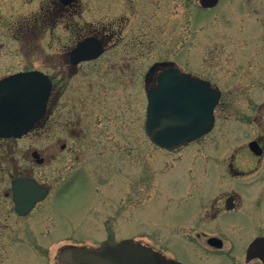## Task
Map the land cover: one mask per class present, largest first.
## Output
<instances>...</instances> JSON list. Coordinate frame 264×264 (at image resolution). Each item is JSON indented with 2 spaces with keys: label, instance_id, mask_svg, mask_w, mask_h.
Masks as SVG:
<instances>
[{
  "label": "rangeland",
  "instance_id": "1",
  "mask_svg": "<svg viewBox=\"0 0 264 264\" xmlns=\"http://www.w3.org/2000/svg\"><path fill=\"white\" fill-rule=\"evenodd\" d=\"M92 2L83 1L86 18L113 23L120 40L102 56V73L96 67L88 76L59 78L56 92L63 97L50 104L45 122L22 138L0 139V264H60L66 246L123 238L174 243L191 259L185 235L167 218L182 206L189 213L209 194L224 198L235 186L247 188L246 211L264 200V159L238 178L229 170L238 148L243 168L252 166L249 142L264 135V0H221L211 10L201 9L199 0H105L100 9ZM41 6L40 0H0V78L55 63L51 53L61 47L51 31L42 39L16 37ZM58 27L54 36L64 40L68 24ZM159 60L175 61L222 90L214 130L174 151L153 144L145 132V75ZM68 80L90 86L88 94L78 92L74 107L65 101L74 90ZM70 112L76 127H85L86 144L67 134ZM8 166L52 188L27 217L14 210ZM199 261L192 264H226Z\"/></svg>",
  "mask_w": 264,
  "mask_h": 264
},
{
  "label": "flooded vegetation",
  "instance_id": "2",
  "mask_svg": "<svg viewBox=\"0 0 264 264\" xmlns=\"http://www.w3.org/2000/svg\"><path fill=\"white\" fill-rule=\"evenodd\" d=\"M83 1L84 0H40L43 7L41 6L39 14L35 13L33 15V25L25 23L23 27L20 28L19 26V31L16 32L17 38H20L21 36L26 37V34H31L28 37L42 39V36L49 30L52 34L51 38H57V40L59 39L60 41L61 51L51 53L52 58H57L54 64L51 62L44 67L43 65L35 64L36 62H33L35 64L33 65V68L16 71L38 70L49 76L52 81V89L46 113L42 119L36 123L34 129L38 126L40 127L41 124L45 122L46 118H48L51 114L50 108H54V106H51L52 102L61 103L63 94L61 91L58 93L56 92V89L60 85L59 78L61 79V77H63L65 80L66 78H70L71 80V78L73 79L75 77L88 76L89 72L97 70L96 67H100V70L98 69L96 72L101 74L102 56L112 50V48L120 42V40H118L115 36L118 32L113 27V23L108 25L106 21L100 20L98 22H92L86 18ZM92 1L95 0H90L91 3H93ZM96 1L98 9L105 8V0ZM45 6H47V10L43 16V14H41V10L45 9ZM63 24H68V27L63 29L66 32L64 40L59 35L54 36L55 31H58L56 28H59L58 26ZM54 43L56 42L52 39L50 45L53 48ZM97 61L100 62L96 63ZM162 61L168 60L153 62L147 73L154 64ZM89 64H93L94 68L91 69V66L87 67ZM167 68H169V66H160L156 69L154 75L152 76V80L150 81V88L156 87L158 75ZM196 77L207 80L211 88L221 90V88L211 79L200 75H196ZM70 80H68V83H73L71 87H73L74 90L70 93V96L68 94L65 101L70 102L73 100L72 107H74V101L76 99L75 96L77 97L76 100H78V92L87 90L88 94V87L90 86L86 83L75 84ZM221 101L222 96L217 105L214 107L216 121L217 110ZM71 113L72 112H70L67 116V134L70 135L72 140L76 143H79V137L80 143L86 144L85 141L87 140V133L85 132V127H76L75 120L73 119L74 114ZM76 115V118L83 120V118L78 114ZM56 122L58 121L56 120ZM209 134L210 133L204 136ZM252 140L257 141L258 149L255 151L249 147L250 149H248V152L253 155V165L247 170L243 168L245 163L242 161V157H239L242 151L238 148L231 152L229 170L234 178L248 174L254 170L256 166H258L255 163H260L264 159V135L256 137ZM67 146V143L61 146V151L63 153L68 151ZM74 147L75 144L73 143L72 150ZM33 155H38L35 159L39 158L40 161L44 163L45 158L42 156L41 152L35 150ZM4 174L10 176L9 195L14 203V210L15 202L13 200L12 181L16 178L34 179L39 185H41V187L47 188L48 196L52 192L51 186L40 182L31 174L30 171L24 172L19 168L16 169L13 166H8V171L4 172ZM217 184L218 183H214V185H212L215 188V185ZM245 194L249 195L247 188L243 186H235L224 198L209 194L208 196L210 197L205 198L199 205L192 208L189 213L186 211V206L183 207V204L177 203L182 206L179 210L181 212L173 215L171 218L169 217V219L167 218L166 224H168L170 228L175 227L181 232V234L185 235L184 241H181L189 248L192 257L189 255L187 256L191 259H187L183 254L182 248H176L177 245L174 243L170 244V242H163L161 247L150 243L148 245L161 252L168 259L180 261L182 264H192L194 262H198V260H200L199 262L208 263L224 262L226 264H264L260 257L248 256V249L252 248L253 243L257 239L264 237V200L254 202V206L246 211L244 201L245 199L247 200V197H245ZM48 196L45 199H47ZM43 200L38 201L26 215L18 214L16 210L15 212L20 217H27L31 215L36 206ZM184 208L186 209L184 210ZM256 248H264V242L259 243ZM180 251L182 252L180 253Z\"/></svg>",
  "mask_w": 264,
  "mask_h": 264
},
{
  "label": "water",
  "instance_id": "3",
  "mask_svg": "<svg viewBox=\"0 0 264 264\" xmlns=\"http://www.w3.org/2000/svg\"><path fill=\"white\" fill-rule=\"evenodd\" d=\"M218 1L201 0V3L203 7H213ZM171 65L157 62L146 75L149 95L146 131L154 143L168 149L187 144L213 127L212 111L220 96V92H215L214 97L207 82L175 67L159 74L158 85L150 88L156 69ZM51 86L50 78L42 73H19L1 79L0 137H21L27 133L45 113ZM13 188L16 210L21 214L47 195L45 188L27 179L15 180ZM249 252L250 257L257 255L264 261L260 248H250ZM60 259L61 264H181L131 238L106 240L97 248L66 247Z\"/></svg>",
  "mask_w": 264,
  "mask_h": 264
}]
</instances>
